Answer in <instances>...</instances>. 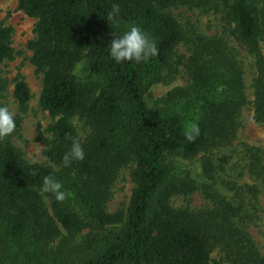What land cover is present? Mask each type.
<instances>
[{
    "label": "trees",
    "instance_id": "1",
    "mask_svg": "<svg viewBox=\"0 0 264 264\" xmlns=\"http://www.w3.org/2000/svg\"><path fill=\"white\" fill-rule=\"evenodd\" d=\"M207 1V0H206ZM229 32L254 59L253 121L264 124V59L260 53L259 0H221ZM205 0H18V10L35 19L31 64L42 75L40 108L55 119L43 151L49 165L31 164L0 139V264H264L251 236L240 224V210L221 198L212 208L175 209L174 196L199 188L213 164L202 160L194 177L184 160L230 144L237 117L247 104L243 69L237 52L219 36L185 35L170 13L173 7L197 8ZM119 12L114 19L109 13ZM132 25L155 42L158 54L140 62L116 63L109 45ZM10 27L0 23V64L12 61ZM185 44L186 55H177ZM82 66V69L80 67ZM184 71L188 84L174 88L149 108L145 93L167 85ZM6 81L0 78V92ZM13 98L25 113L30 92L17 77ZM81 120L90 133L80 141L82 161L65 166ZM16 129L20 118H15ZM198 125L192 141L186 131ZM252 167L258 177L264 166ZM132 164L133 190L125 211H106L120 169ZM258 167V168H257ZM53 175L66 198L57 201L40 191ZM203 180V179H202ZM107 229L93 252L76 262L58 260L54 244L62 232L75 238L84 229ZM62 248V247H61ZM63 249V248H62ZM69 252L70 250L67 249ZM58 253L57 255H59ZM60 261L59 263L52 261Z\"/></svg>",
    "mask_w": 264,
    "mask_h": 264
},
{
    "label": "rangeland",
    "instance_id": "2",
    "mask_svg": "<svg viewBox=\"0 0 264 264\" xmlns=\"http://www.w3.org/2000/svg\"><path fill=\"white\" fill-rule=\"evenodd\" d=\"M205 5L197 8L173 7L170 13L178 21L185 35L219 36L226 39L229 47L237 52L243 69V83L247 104L241 109L238 117V129L235 139L228 145L213 150L210 154L200 155L194 160H184L182 167H188L192 176L195 171L202 174V160L207 159L213 164L210 178L202 174L197 180V191L188 196H174L170 205L175 209L188 208L198 211L212 208V199L221 198L240 210V224L251 236L258 251L264 253V173L260 176L254 174L252 167L253 157H258L257 166H264V124L258 125L253 121L252 101L253 83L256 77L254 59L229 34L232 25L225 19L226 7L221 0H205ZM18 0H0V23L10 27L11 46L15 56L12 61L0 64V78L6 81L5 88L0 92V104H7L19 116L20 123L15 132L1 139L3 146L12 147L31 164L49 165L43 157V151L51 139L49 127L55 122L47 112L39 106L42 75L37 74L31 64V51L27 48L29 41L35 37L34 27L36 20L27 17L18 10ZM261 13V35L259 38L260 53L264 59V0H259ZM185 44L177 48V55H186ZM82 69V66L80 67ZM20 77L27 85L30 100L25 113L18 110L13 98L15 80ZM188 84L187 77L180 67L178 75L167 85L156 84L144 95V101L149 108L155 107L158 100L174 88H183ZM72 125L75 139L83 141L89 135V129L84 123L74 118ZM132 164L120 169L112 185L110 199L106 204V211L114 213L117 210L125 211L127 208L133 183L131 180ZM258 168V167H257ZM111 231L107 229H84L75 238H65L62 232L54 244L55 257L66 262H76L92 254L97 239ZM70 250L69 252L67 251ZM60 253L59 255H57ZM85 257V258H86ZM218 250L211 254L212 262L224 264L220 260ZM84 259V258H83ZM52 261H55L52 259ZM59 263L60 261H55Z\"/></svg>",
    "mask_w": 264,
    "mask_h": 264
},
{
    "label": "clouds",
    "instance_id": "3",
    "mask_svg": "<svg viewBox=\"0 0 264 264\" xmlns=\"http://www.w3.org/2000/svg\"><path fill=\"white\" fill-rule=\"evenodd\" d=\"M119 8L114 6L109 13V19H114L118 15ZM158 48L154 41L139 27L132 25L122 35L116 36L109 45V55L116 62L124 61L140 62L155 57ZM16 130L15 113L7 104H0V139L12 135ZM200 133L198 125L193 124L185 133L186 139L194 140ZM85 150L79 139H73L68 152L63 157L65 166L73 161H82L85 158ZM42 194H52L57 201L66 198L62 183L53 175L43 178L40 188Z\"/></svg>",
    "mask_w": 264,
    "mask_h": 264
}]
</instances>
